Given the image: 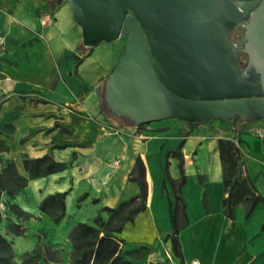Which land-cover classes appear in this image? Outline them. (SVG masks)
<instances>
[{
	"label": "crops",
	"instance_id": "0c3cea01",
	"mask_svg": "<svg viewBox=\"0 0 264 264\" xmlns=\"http://www.w3.org/2000/svg\"><path fill=\"white\" fill-rule=\"evenodd\" d=\"M50 4L44 0H0V32L6 36V52L0 56H8L9 60L0 61L2 78L9 79L0 91L5 96L0 103V141L8 148V152H0V158L13 160L24 177H28L24 155L31 159L50 155L55 161L66 163L68 169L30 181L10 203L20 209H39L44 198L69 192L67 218L70 206L76 203V209L90 207L93 214L78 218L74 225L92 224L101 208H116L139 194L129 176L136 159L141 157L147 168V208L118 237L123 240V250L131 251L138 244L133 243L128 249L124 234L129 228L141 226L150 234L151 240L143 244L151 252L140 260H128L135 264H180L172 254L170 242L165 244L161 238L166 240L171 234L169 200L176 206L171 180L177 182L181 177L179 159L169 154L184 142L181 153L186 183L180 194L186 204L188 225L183 226V216L178 220L183 264H264V203H259L249 218L246 199L234 207L233 219L224 214L222 202L227 194L218 144L219 140L236 144L242 158L240 184L248 178L257 195L264 198V121L244 123L246 126L240 129L223 126L221 121L193 124L189 129L179 123L158 124L160 121L145 125L146 130L102 112L94 82L102 74L99 62L106 56L95 51L85 62L60 65L61 60L84 47L82 30L68 3L63 2L54 10ZM29 38H36L37 42L28 46ZM121 54L113 57L119 61ZM55 63L63 73L61 81L59 73L55 76ZM180 130L184 134H179ZM1 167L0 162V171ZM79 168L84 169L85 175L77 171ZM117 175L120 184L114 179ZM105 180L110 183L105 187L108 193L101 189L100 181ZM205 186L208 209L203 205Z\"/></svg>",
	"mask_w": 264,
	"mask_h": 264
},
{
	"label": "water",
	"instance_id": "95a60500",
	"mask_svg": "<svg viewBox=\"0 0 264 264\" xmlns=\"http://www.w3.org/2000/svg\"><path fill=\"white\" fill-rule=\"evenodd\" d=\"M68 5L87 54L102 42L126 39L103 91L114 117L136 127L170 119L264 121V0H68ZM239 28L245 34L234 41Z\"/></svg>",
	"mask_w": 264,
	"mask_h": 264
},
{
	"label": "trees",
	"instance_id": "16d2710c",
	"mask_svg": "<svg viewBox=\"0 0 264 264\" xmlns=\"http://www.w3.org/2000/svg\"><path fill=\"white\" fill-rule=\"evenodd\" d=\"M108 110V109H107ZM109 111V110H108ZM110 112V111H109ZM110 114H112L110 112ZM145 125L139 126L143 128ZM12 128V126H7ZM240 143V139H238ZM184 142H182L176 152L169 154L171 157L179 159V170L181 177L174 185L176 194V206L174 202L169 200L170 218H171V234L168 235L167 241L170 242L171 251L176 259L183 264V254L179 240V216H183V226L188 225V219L185 214L186 204L180 194L181 189L186 183L184 171V159L181 153ZM219 152L223 167V185L227 197L223 200L224 214L230 218H234V207L244 199L249 201L246 211V218H249L254 208L259 203H264V198L257 195L252 182L246 178L240 184L239 171L241 167V154L239 148L233 141L219 140ZM64 149V147H58ZM8 152V148L0 141V152ZM2 168L0 171V203L2 197L6 195L9 200L15 199L23 190H25L30 181L46 178L48 176L64 172L68 169L66 163L57 162L52 156L46 155L39 159H31L24 155L23 166L28 177L20 175L16 164L13 160L3 161L0 158ZM167 178L169 174L167 172ZM202 182V178H199ZM129 181L135 183L139 188V194L129 200L120 203L116 208L103 207L93 220L92 224L78 222L72 226L68 233V241L71 245L70 261L71 264H135L127 258L140 260L151 252V248L142 246L131 251L123 250V240L118 236L121 235L129 223H134L136 216L144 212L147 208V199L149 188L147 183V168L141 157L135 161V166L129 176ZM166 183H163V189ZM69 192L57 193L44 198L40 205V213L48 216L50 221L55 225H60L67 218L66 198ZM98 202V201H96ZM203 205L208 209V190L205 186L203 192ZM8 209L15 214L16 218L22 220V216L26 219L32 216L21 210L17 205L8 202ZM107 216V218L104 217ZM2 224V215L0 213V226ZM9 231L17 237L25 234L24 229L19 224L9 225ZM35 261V264H41V255H33L26 253L23 256V264H27L28 260ZM0 264H17L14 260V251L11 243L2 234L0 230ZM53 264H62L59 260Z\"/></svg>",
	"mask_w": 264,
	"mask_h": 264
},
{
	"label": "rangeland",
	"instance_id": "374dc122",
	"mask_svg": "<svg viewBox=\"0 0 264 264\" xmlns=\"http://www.w3.org/2000/svg\"><path fill=\"white\" fill-rule=\"evenodd\" d=\"M63 2L68 3V0L53 1L50 4L51 8L54 10L56 6L61 5ZM26 31H28V29H26ZM236 34H239V33L236 32ZM0 36L4 39V50L0 52V55H1V53L6 52V36L2 34L1 32H0ZM32 41L37 42L36 38H29V40H27L28 46L32 45ZM125 47H126V39L118 40L114 43L102 42L97 47L90 49L88 54H87L88 50L83 47L79 53L70 54L65 61L61 60L59 63L60 65H62L65 62L66 65L69 66L71 62H75L76 64L79 62V60L85 62L88 60V58H90L91 56L95 54V51L106 56L99 62L102 74L100 77H98L95 80L94 89L96 90L97 95H99V103H100L101 111L107 114H110V112L107 110L108 108L104 106V99H103L104 87H105L107 80L109 79L110 74L114 71V69L116 68L118 64V59H117L118 57L115 59L113 55L117 53L123 54ZM7 57L8 56L6 57L0 56V61L2 62L9 61L7 60L8 59ZM245 60L246 59H244V61ZM12 61H15V60H12ZM58 66H59L58 63H55V68H57ZM0 67H2L1 64H0ZM57 73H59L60 81H61L63 77V73L61 69L58 70L57 68V70L55 71V76L57 75ZM2 74H3V71L1 69L0 70V91H1V88H4V84L8 83L9 81V79L7 80L6 78H2ZM89 86L90 85L88 84L87 87ZM87 92L89 93V91L86 89V93ZM4 97H5L4 95H0V103L3 101ZM69 105L70 106L68 107H71V108L73 107L71 104ZM259 122L261 123V121ZM259 122H255V123H259ZM162 123H176V124L179 123L180 127L182 126V127H185L186 129L193 128V124H186V123L179 122L177 120H164L158 124H162ZM220 123L221 125L226 126V127L236 126L238 127V129H240L243 126H246V124H244L245 122L241 121L240 119L236 121H232V122L221 121ZM158 124H152V126L153 125L155 126ZM144 129L147 130L146 127ZM139 131L140 130L137 129V132ZM182 133L183 132L180 130L179 134H182ZM3 161L5 160L3 159ZM166 167H167V163H166ZM114 168L117 169V166H114ZM77 171L81 175H85V171L83 168H79L77 169ZM103 172H106V171H103ZM167 172L168 170L165 168L166 176H167ZM107 173H110V172L107 171ZM119 178H120L119 175H117L114 178L118 184H120ZM72 184L73 183L71 180L70 185ZM100 184L102 185L101 189L104 190L106 193H108V191H106L105 189V187H108L110 185L108 180L100 181ZM82 188L83 187L81 186L80 189L78 190V193H80ZM8 202H10L8 197L4 195L0 203V213L2 215V224L0 226V230L2 234L7 238V240L11 243L13 251H14V260L16 261L17 264H23L22 263L23 256L26 253H32L33 255H38V254L41 255V260H40L41 264H53L54 261H58V260L62 264H71V261H70L71 245H70V242L68 241V233L78 218L82 220L88 214H93V209H90V207L89 209H76L77 204L73 203L70 206L72 208V209H69L71 211V214L67 218V220L61 223L60 225H55L50 221L48 216L40 213L39 209H21L25 211L26 213L30 214L32 217L29 219H26V216L23 215L22 220L20 218H16L15 214H13L8 209L7 207ZM11 224H19L25 231L24 236L17 237L13 233H11V231H9V228H8L9 225ZM149 235L150 234H146V231L142 229L141 226L138 229L136 228L135 230L133 228H129V230H127L124 234V239L127 242L126 246H128V249L132 248L133 243L135 244L137 243L138 245L140 244L142 246H145L143 243L151 240V237H149ZM161 239L162 241H164L165 244L168 243L167 239L166 240H164L163 238ZM138 245H135V247L137 248ZM142 246H138V247H142ZM135 247L134 249H136ZM27 264H35V261L30 259V261L28 260Z\"/></svg>",
	"mask_w": 264,
	"mask_h": 264
},
{
	"label": "flooded vegetation",
	"instance_id": "af4514ba",
	"mask_svg": "<svg viewBox=\"0 0 264 264\" xmlns=\"http://www.w3.org/2000/svg\"><path fill=\"white\" fill-rule=\"evenodd\" d=\"M236 32L239 33V34H236ZM236 32L234 34V41H238L245 34V31L242 28H239ZM244 59H246V60L244 61ZM241 60L246 63L247 57L246 56H241Z\"/></svg>",
	"mask_w": 264,
	"mask_h": 264
},
{
	"label": "built area",
	"instance_id": "2783aa9c",
	"mask_svg": "<svg viewBox=\"0 0 264 264\" xmlns=\"http://www.w3.org/2000/svg\"><path fill=\"white\" fill-rule=\"evenodd\" d=\"M4 50V39L0 36V52ZM259 136H262L261 131H257ZM191 264H198L197 262L193 261Z\"/></svg>",
	"mask_w": 264,
	"mask_h": 264
}]
</instances>
